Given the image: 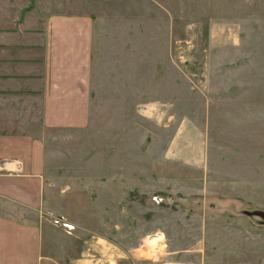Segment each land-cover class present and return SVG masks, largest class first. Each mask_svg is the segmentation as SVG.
Masks as SVG:
<instances>
[{"label":"rangeland","instance_id":"rangeland-1","mask_svg":"<svg viewBox=\"0 0 264 264\" xmlns=\"http://www.w3.org/2000/svg\"><path fill=\"white\" fill-rule=\"evenodd\" d=\"M28 4L95 27L86 129L44 144L53 219L88 263L109 247L132 264L156 248L264 263V0Z\"/></svg>","mask_w":264,"mask_h":264},{"label":"crops","instance_id":"crops-1","mask_svg":"<svg viewBox=\"0 0 264 264\" xmlns=\"http://www.w3.org/2000/svg\"><path fill=\"white\" fill-rule=\"evenodd\" d=\"M88 21L83 14L54 12L51 5L0 0V264H86L92 255L83 234L67 231L72 221L64 228L53 219L58 212L44 194L48 137L56 130L82 133L88 124L95 33ZM125 166L124 173L115 174L117 183L127 180ZM197 250L142 249L130 258L135 264H214ZM117 258L132 264L111 247L100 264H116ZM216 264L264 263L233 259Z\"/></svg>","mask_w":264,"mask_h":264},{"label":"trees","instance_id":"trees-1","mask_svg":"<svg viewBox=\"0 0 264 264\" xmlns=\"http://www.w3.org/2000/svg\"><path fill=\"white\" fill-rule=\"evenodd\" d=\"M30 3H31V0H30ZM258 217H256V216H254V217H256V218H258L257 220L259 221V220H261V221H259V224H262V221H263V225H264V216H262V215H257ZM254 221H256V219H253ZM258 221H256V222H258Z\"/></svg>","mask_w":264,"mask_h":264},{"label":"built area","instance_id":"built-area-1","mask_svg":"<svg viewBox=\"0 0 264 264\" xmlns=\"http://www.w3.org/2000/svg\"><path fill=\"white\" fill-rule=\"evenodd\" d=\"M63 225L66 226V228H67V227H68V228L70 227V225L67 224V223H64Z\"/></svg>","mask_w":264,"mask_h":264}]
</instances>
